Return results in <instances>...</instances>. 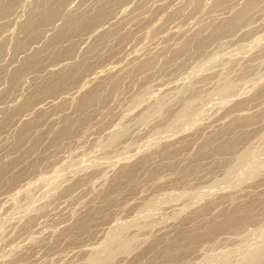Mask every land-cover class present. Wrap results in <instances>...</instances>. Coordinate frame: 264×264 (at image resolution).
<instances>
[{"label": "rangeland", "instance_id": "rangeland-1", "mask_svg": "<svg viewBox=\"0 0 264 264\" xmlns=\"http://www.w3.org/2000/svg\"><path fill=\"white\" fill-rule=\"evenodd\" d=\"M0 264H264V0H0Z\"/></svg>", "mask_w": 264, "mask_h": 264}, {"label": "bare ground", "instance_id": "bare-ground-1", "mask_svg": "<svg viewBox=\"0 0 264 264\" xmlns=\"http://www.w3.org/2000/svg\"><path fill=\"white\" fill-rule=\"evenodd\" d=\"M249 7V6H248ZM216 8V7H215ZM225 8V7H224ZM218 9V8H217ZM221 11V10H220ZM210 13V12H209ZM220 29V28H219ZM97 76V75H96ZM86 85V84H85ZM240 95H242V93H240ZM235 96V95H234ZM231 99V98H230Z\"/></svg>", "mask_w": 264, "mask_h": 264}]
</instances>
